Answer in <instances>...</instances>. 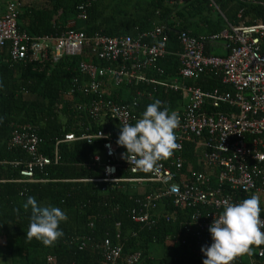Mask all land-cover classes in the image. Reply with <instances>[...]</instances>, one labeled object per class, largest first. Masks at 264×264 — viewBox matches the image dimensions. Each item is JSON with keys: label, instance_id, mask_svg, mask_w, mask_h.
Returning <instances> with one entry per match:
<instances>
[{"label": "trees", "instance_id": "obj_1", "mask_svg": "<svg viewBox=\"0 0 264 264\" xmlns=\"http://www.w3.org/2000/svg\"><path fill=\"white\" fill-rule=\"evenodd\" d=\"M83 3L88 4L86 0H44L37 3L21 0L19 30L29 38L58 35L72 29L84 31L87 35L100 32L112 37L131 35L137 38L145 31L165 25L170 52L157 62L164 74L154 71L150 72L151 75L162 81L178 79L204 91L215 88L225 91L231 87L223 84L221 76L210 71L196 79L180 76L179 52L182 46L179 32L189 31L194 36H201L203 24L204 35H208L227 28L228 23L264 22V4L257 0H186L184 3L179 0H92L86 7V18H81L79 7ZM212 51L213 46L209 45L207 52ZM81 60L89 58L82 53L63 55L55 61L50 51L48 58L14 62L8 48H0V264L4 258L11 260L12 264H48L50 256L62 264H106L101 249L92 242L81 248V242L89 236L99 243L107 235L116 242L118 229L124 250L117 264H125L124 257L136 251L142 254L138 264H203L205 256L201 254L198 242L189 237L183 243L187 237L184 226L198 207L178 210L171 200L163 199L153 211H176L175 218L168 220L162 216L152 228L134 222L130 211L136 205V199H145L144 190L124 183L122 187L103 191L99 182L80 180L97 179L103 174L102 167L90 165L92 156L99 149L85 140L62 142L59 146L62 161L47 166L44 173L37 170L36 176L45 177L48 182L16 181L22 178L21 168L31 157L24 149L9 146L14 126H33L43 139L40 150L49 155L53 154L56 141L67 132L81 134L87 127L97 128L80 106L87 97L77 94L72 101L65 97L73 87L74 78L81 76L78 70ZM121 86L114 90V99L120 103L139 99L141 113L157 99L169 111L181 109L185 104L184 93L165 92L157 84L149 87ZM139 90L146 93L138 95ZM206 108L209 111L230 109L224 103L215 106L211 100ZM182 153L196 169L201 168L197 161L203 152L197 148V141L185 142ZM14 161L23 163L15 166ZM235 193L244 199L253 195ZM29 196H35L44 206H58L67 214L68 219L60 224L64 235L51 246L35 238L27 239L31 209H24L23 204ZM261 216L264 217V212ZM91 222L94 227L90 226ZM153 244L162 245L164 252L160 258L153 255ZM252 255L254 264H264V254L259 256L256 251ZM241 259L237 264H243V257Z\"/></svg>", "mask_w": 264, "mask_h": 264}, {"label": "built area", "instance_id": "obj_2", "mask_svg": "<svg viewBox=\"0 0 264 264\" xmlns=\"http://www.w3.org/2000/svg\"><path fill=\"white\" fill-rule=\"evenodd\" d=\"M264 4V0H257ZM80 5L81 18H86V7L92 0ZM21 0H0V48L9 50L10 58L16 62L48 58L50 51L58 61L63 55L85 53L89 60H81L79 73L74 78L73 87L65 93L67 100H74L77 94L82 98L81 107L85 109L97 128L87 127L77 134L67 132L54 145L53 154L40 150L43 139L31 125L14 126L9 140L10 147H20L30 160L21 168L19 182H48L45 177H37L39 170L45 172L49 165L62 161L60 144L85 140L94 145L99 152L92 156L90 165L103 168L97 179H80L101 183L103 191L132 184L144 190L145 199H136L130 214L134 222L152 228L164 216L171 220L176 211L163 213L153 211L160 200L169 199L174 208L198 207L191 214L184 230L188 241L191 237L200 247L212 242L209 227L215 217L222 214L226 203H239L244 198L237 195L256 194L264 196V22L251 24L228 23V27L218 33L194 36L189 31L179 32L182 51L180 76L198 78L206 71L221 76L223 84L231 90L215 88L204 91L201 87L184 84L178 79L161 80L151 75H160L164 70L157 66L158 60L168 54L169 36L165 25H158L137 38L131 35L107 36L100 32L87 35L84 31L69 30L58 35L29 38L18 27ZM219 10L218 6L213 3ZM223 43L224 54L207 52L208 46ZM104 63H108L105 65ZM146 86L160 85L165 92H182L185 104L181 109H173L180 118L175 129L176 143L179 145L173 155L159 162L151 172L137 169L127 159L126 147L117 143L121 127L125 123L135 124L141 118L139 99L120 103L113 92L121 85ZM156 90V87L153 88ZM139 90L138 95L145 94ZM224 103L227 111L211 110L206 104ZM197 141L202 149L196 167L183 156L185 142ZM210 148H212L210 150ZM22 161H14L15 166ZM125 173L129 175H125ZM143 173V176L140 175ZM157 210V209H156ZM262 219L264 217L261 216ZM94 227V223H90ZM120 226V223H118ZM101 249L106 264H117L123 256L124 244L120 229L116 242L111 235L99 243L86 236L81 248L90 243ZM259 255L264 254L262 245ZM201 254H205L201 251ZM142 254L132 252L124 257L125 264H138ZM237 256L232 264L239 261ZM48 264L58 263L53 256Z\"/></svg>", "mask_w": 264, "mask_h": 264}, {"label": "clouds", "instance_id": "obj_3", "mask_svg": "<svg viewBox=\"0 0 264 264\" xmlns=\"http://www.w3.org/2000/svg\"><path fill=\"white\" fill-rule=\"evenodd\" d=\"M157 99L147 105L135 124L125 123L117 143L126 147L124 158L143 172H151L159 162L171 157L176 143L175 129L180 124L176 112H169ZM31 209L27 239L33 238L47 246L53 245L64 235L60 224L68 219L58 206H44L35 196L23 204ZM264 212L259 195L253 194L239 203H226L222 214L215 217L209 227L212 242L204 245L203 264H232L237 256L250 254L252 246L264 245Z\"/></svg>", "mask_w": 264, "mask_h": 264}, {"label": "crops", "instance_id": "obj_4", "mask_svg": "<svg viewBox=\"0 0 264 264\" xmlns=\"http://www.w3.org/2000/svg\"><path fill=\"white\" fill-rule=\"evenodd\" d=\"M185 1L186 0H179L180 3H184ZM218 8H219V6H218ZM219 10H220V8H219ZM200 30H201V33H203L201 35H204V31H205V25L204 24L201 26V29ZM217 50H221V53L220 54H224V53L227 52V50L225 48V45L222 42L221 43L218 42V43H215L214 44L213 51L212 52L213 53H216L215 51H217ZM260 198H261V201H262V207H264V196H261ZM262 248H264V245H262ZM259 250H260V247L259 248H253L250 254L241 255L239 257V262L241 263V260H242L241 258L243 257V259H244L243 264H254V258H253V255L252 254L256 253V251H257L258 252V255H259Z\"/></svg>", "mask_w": 264, "mask_h": 264}, {"label": "rangeland", "instance_id": "obj_5", "mask_svg": "<svg viewBox=\"0 0 264 264\" xmlns=\"http://www.w3.org/2000/svg\"><path fill=\"white\" fill-rule=\"evenodd\" d=\"M31 1H35L36 3L37 2H43L44 0H31ZM217 54H220L221 53V50H217L215 51ZM129 94V92L127 93V95ZM152 250H153V255L156 257V258H160L162 255H163V247L162 245H159V244H153L152 246ZM2 249V246H0V250ZM2 264H12L11 260H7L4 258V260H2L1 262Z\"/></svg>", "mask_w": 264, "mask_h": 264}]
</instances>
